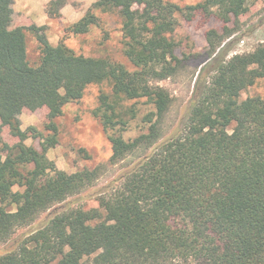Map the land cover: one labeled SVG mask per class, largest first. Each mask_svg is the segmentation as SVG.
<instances>
[{"label":"trees","instance_id":"trees-1","mask_svg":"<svg viewBox=\"0 0 264 264\" xmlns=\"http://www.w3.org/2000/svg\"><path fill=\"white\" fill-rule=\"evenodd\" d=\"M14 1L0 0V244L104 173L103 164L68 172L47 156L58 140L54 119L88 85L110 88L93 110L110 141L108 161H138L99 192L97 207L62 205L15 238L0 264H264V95L239 99L264 78V43L230 58L228 43L220 47L240 28L247 0L185 7L169 0H95L66 31L86 33L97 23L94 9L118 10L128 64L51 44L44 25L17 22ZM66 3L50 0L47 16L60 17ZM185 8L187 21L200 12L221 27L205 32L207 45L196 56L198 65L209 61L179 123L161 140L173 98L158 82L191 58L177 54L172 36ZM27 31L39 41L35 64L27 59ZM131 100L152 109L142 117L146 129L126 139L137 115ZM41 107L47 137L35 126L23 129L19 117ZM4 128L14 143L2 140ZM30 130L41 136V149L25 142Z\"/></svg>","mask_w":264,"mask_h":264},{"label":"rangeland","instance_id":"rangeland-1","mask_svg":"<svg viewBox=\"0 0 264 264\" xmlns=\"http://www.w3.org/2000/svg\"><path fill=\"white\" fill-rule=\"evenodd\" d=\"M50 0H16L14 1V11L18 14L17 22L21 25L36 23L44 25L45 30L42 33L51 44L57 45L64 42L73 49L76 54H83L92 57L108 58L112 61L128 64L123 52V34H122V16L118 10L101 11L94 9L97 17V23L91 25L84 34L68 33L66 28L77 21L93 4L95 0H66L60 10V17L50 18L45 12V7ZM177 3L181 7L195 5L202 0H169ZM249 11L240 17L241 26L235 30L233 36L226 42L229 50L228 58L235 54H242L252 51L259 43H264V0H247ZM189 10L179 12L178 25L173 33L177 42V54L189 60H185L183 67L172 76L158 82L159 85L166 88L173 100L169 105L162 119L161 140L168 137L176 125L179 123L188 104L191 102L195 89V81L201 67L209 61L207 59L203 64L198 65L200 54L206 47L207 41L205 32L211 28L219 29L221 22L214 16H207L200 12H195L190 21L186 20ZM27 41V59L30 64H35L39 58V41L31 32H26ZM198 65V66H197ZM101 92H110V88L105 85H88L83 96L77 100L66 104L63 107V113L54 119L58 129L57 143L47 151L49 159L53 160L57 168L73 172L82 168L92 169L97 165H104V173L97 182L82 190L80 193L68 197L64 202L56 204L46 212L39 215L35 221L27 226L18 228L12 235L10 241L0 244V255L7 252L13 245L15 238L21 236L24 232L41 223L62 205H80L84 209L98 206V194L108 184L119 178L127 170L131 169L138 161V157H127L126 159L110 163L108 158L111 154L110 141L107 133L102 129L99 119L93 114L97 106L99 94ZM264 95V78L240 93V100L248 96ZM134 103L137 109V115L130 122L129 128L123 132L126 139L135 138L146 129L142 122V117L152 108L145 104L143 100H131L127 104ZM21 126L27 129L29 126H35L42 137L49 135L47 129L49 119L47 109L39 108L34 111L24 109L19 114ZM25 142L41 149V136L31 135ZM4 142L12 144L16 138L12 137L8 128H4L1 136ZM16 189V187H14Z\"/></svg>","mask_w":264,"mask_h":264}]
</instances>
